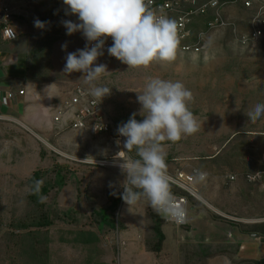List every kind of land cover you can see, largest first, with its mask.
I'll return each instance as SVG.
<instances>
[{
	"label": "rangeland",
	"instance_id": "374dc122",
	"mask_svg": "<svg viewBox=\"0 0 264 264\" xmlns=\"http://www.w3.org/2000/svg\"><path fill=\"white\" fill-rule=\"evenodd\" d=\"M65 11L62 0L28 6L19 31L22 38L0 45L7 52L0 67L17 66L22 55L31 66L14 89L17 92L23 85L30 101L15 114L18 120L0 119V264H43L34 259L31 230L19 229L43 214L53 225L39 229L43 240L35 255L44 258L47 249V264H259L264 259V117L252 120L247 112L253 103H264V34L250 38L252 11L229 4L221 13L230 27L211 31H205L207 18L195 17L191 43L197 44L196 37L203 34L200 50L184 52L178 45L171 62L129 69L100 57L97 64L106 65L108 72L97 83L111 92L102 101L89 98L103 107L102 121L110 126L106 134L94 132V120L77 131L65 121L55 122V114L66 108L74 89L89 87L83 73L64 72L67 54L88 44L80 32L66 34L62 21L78 20ZM37 19L46 22L44 29L34 26ZM4 74L0 68L1 80ZM154 77L180 81L191 90L188 107L199 124L196 133L164 143L168 176L206 173L202 181L195 178L197 199L171 185L172 193L187 196L190 202L188 223L177 228L163 217L167 240L160 254L154 252L151 222V212H156L147 199L132 205L144 209L145 220H134L125 212L129 206L119 197L125 176L118 165L123 161L116 158L118 152H127L117 128L139 112L138 93ZM3 113H8L6 108ZM124 158H136L135 150L124 153ZM56 165L64 167L61 175L67 180L42 199L43 210L29 200V179L41 170L43 185L57 182ZM117 198L121 205L115 214L108 213ZM99 212L110 218L112 227ZM133 221L141 226L140 233L127 241L135 231L129 226ZM81 231L95 232L100 243L92 247L75 242L74 233ZM247 240H254L257 247L250 252L258 262L240 258L249 250Z\"/></svg>",
	"mask_w": 264,
	"mask_h": 264
},
{
	"label": "clouds",
	"instance_id": "9594fccd",
	"mask_svg": "<svg viewBox=\"0 0 264 264\" xmlns=\"http://www.w3.org/2000/svg\"><path fill=\"white\" fill-rule=\"evenodd\" d=\"M62 2L66 6L65 14L75 15L78 20L62 21L66 34L71 36L80 32L92 45L86 44L83 49L69 52L64 66L66 74L83 73L82 79L89 85L84 94L100 101L110 95L111 88L97 83L108 72L107 67L96 63L104 54L109 37L112 44L107 53L128 65L129 69L146 67L157 61L171 62L176 58L179 44L176 21L148 8L145 0ZM34 26L44 29L46 22L37 19ZM191 100L192 92L182 82L150 78L137 96L141 105L139 112H134L118 126L117 133L125 138L123 147L127 149V152L116 154V158L123 161L118 166L125 176L124 190L119 197L129 208L144 197L158 214L177 219L183 214L171 192L164 143L178 142L198 131V121L188 107ZM137 115L143 119L137 120ZM247 116L252 120L264 117V103H253ZM116 143L121 142L117 140ZM133 150L136 158H124V153ZM205 176L206 173H197L201 181ZM36 188L39 190V182ZM111 194L117 195L115 192Z\"/></svg>",
	"mask_w": 264,
	"mask_h": 264
},
{
	"label": "built area",
	"instance_id": "2783aa9c",
	"mask_svg": "<svg viewBox=\"0 0 264 264\" xmlns=\"http://www.w3.org/2000/svg\"><path fill=\"white\" fill-rule=\"evenodd\" d=\"M28 3H41L42 0H25ZM148 8L159 15L167 16L174 19L178 26V40L181 50L190 52L193 50L199 51L202 42V35L196 37L199 41L197 44H192L195 34L191 29V24L195 17H205L207 22L205 31L217 30L220 28L230 27L228 18L221 13V8L227 7L229 4H241L246 10L252 11L253 15L249 22L250 38L252 40L261 38L264 34V0H145ZM21 17L15 13L13 8L6 3L5 0H0V38L6 41H15L18 39V33L14 28L13 22L16 18ZM112 44L111 37L107 38L103 49V57L105 60L113 62H121L115 57L107 53V48ZM91 47V44H88ZM192 46H196L193 48ZM100 56V57H102ZM99 57V58H100ZM3 58V53L0 51V62ZM97 59L96 63L100 59ZM1 68V67H0ZM85 89L78 86L74 89L73 94L65 103V109L59 110L55 114V122L63 123L64 121L73 130H85L88 128V123L94 120V132L106 134L109 132L110 126L102 121L103 107L94 99H90V95L84 94ZM16 92L12 90H4L0 79V97L3 99L4 106L8 107V102L14 100ZM19 96L24 95V90H19ZM1 119V118H0ZM112 126V124H111ZM198 171L193 172L194 175H187L183 172L178 173L171 178V185L194 195L191 186L195 183V178ZM175 203L183 209V214L177 219L166 216L167 221L177 227L185 226L187 223V207L188 198L183 195L172 193Z\"/></svg>",
	"mask_w": 264,
	"mask_h": 264
},
{
	"label": "crops",
	"instance_id": "0c3cea01",
	"mask_svg": "<svg viewBox=\"0 0 264 264\" xmlns=\"http://www.w3.org/2000/svg\"><path fill=\"white\" fill-rule=\"evenodd\" d=\"M5 1H6V3H8V5H10L13 8V10L15 11V13H17V14H19L21 16V17L17 18V21L14 20V22H13L14 28L16 29V31L18 33V39H20V38H22V36L19 33V31H21L20 28L23 25L22 22H24L26 20V16H24V10L28 6H38V5L42 4L43 0H42L41 3H38V4L28 3L25 0H5ZM0 40H1L0 41L1 42L0 43L1 46H5V45H8L9 43H14L15 41H17V40H15V41L9 42V41L2 40V39H0ZM0 51L3 53L2 60L3 61L6 60L7 59V52L4 51V50H0ZM1 68L4 70V73H5L4 74V78H2V80H1L2 87L6 91L7 90H12V91L16 92V90H14V89L18 86L17 81L20 78L24 80L23 75L25 74V71H27L26 70L27 69V60L22 55V56H19V58H18V64H17V66L8 67V68L1 67ZM19 90H24V95L23 96H19L18 95ZM16 93H17V95L15 96L14 100H12L11 102H8V107L4 106V103H3L4 101L0 97V118L1 119L2 118L3 119H5V118H13L15 120L16 119L14 117V116H16L15 114L16 113H21L23 111V108L25 109L26 103H28L30 101V96H27V92L25 91V87L23 85L22 86L21 85L19 86V89H18V91ZM4 108L7 109V112H8L7 114L3 113ZM11 116H13V117H11ZM16 120H18V119H16ZM196 181L197 180H195V183L191 186V189L193 191H195V193H194L195 195L194 196L191 195L190 197L193 196L192 198H194V199H197L199 197L198 194H196V190H194V188H195L194 185L196 184ZM178 195H180V194H178ZM185 197H187V196H185ZM117 199H119V198H117ZM120 205H121V202H120ZM189 206H190V202L188 203V207ZM131 207L129 208L128 211L126 210L125 212L126 213H129L130 216H133L134 220H141L142 221V220H145L146 219V212L144 211L143 208H141V207L139 208V206H136V207L135 206L134 207L131 206ZM195 208H196V206H195ZM195 208H192V211L193 212L196 211ZM153 214H155V215L157 214L158 217H161L162 220H163V217H164V219L167 220L166 216H162L161 214H158L157 212L156 213L151 212V220H152L151 222L152 223L154 221ZM133 222H132L133 224L129 222V224H130L129 226L133 227L135 231H134V233L131 234V236L130 235L127 236V238H129L127 241H131L137 235L136 233H140V230L138 228L141 227V226L138 225V223L136 224L135 221H133ZM138 222H140V221H138ZM187 223H188V220H187ZM187 223H186V225H187ZM172 225H174V224H172ZM185 226H183V227H185ZM144 229H145V227H144ZM141 232H143V231H141ZM164 236H165V234H164ZM245 238H247V237H245ZM245 238H242V239H245ZM154 239H155V235H154ZM166 240L167 239H166V236H165V240H164V242L162 244L161 249L160 250H155L154 251L155 253L160 254L162 252ZM248 241L249 240H247V242H246L248 244V246H249V250H248L249 252L247 251V253H249L251 255L243 252V253H240L239 256L242 259H250V260H253V262H258V260L254 258L252 252H250V250L255 249L257 246H254L255 245L254 244V240H251L250 242H248ZM255 252H253V253H255Z\"/></svg>",
	"mask_w": 264,
	"mask_h": 264
},
{
	"label": "trees",
	"instance_id": "16d2710c",
	"mask_svg": "<svg viewBox=\"0 0 264 264\" xmlns=\"http://www.w3.org/2000/svg\"><path fill=\"white\" fill-rule=\"evenodd\" d=\"M243 7V6H242ZM244 8V7H243ZM245 9V8H244ZM251 14L253 15V12H251ZM251 15V17H252ZM1 39V38H0ZM1 41V40H0ZM1 43V42H0ZM89 44V43H88ZM31 69L30 64H28L27 69L29 70ZM128 119H125V122ZM59 176V179H57V182L53 183V184H42L41 181L44 177V173L41 170H36L32 177L29 179V185L31 188V194L29 195V200L31 202H33L36 206H38L39 208L43 209L45 208V205L42 202V199L46 196L49 195V193L58 188V187H64L65 185V181L67 180V176H62L61 173L64 171V167L60 166V165H56L55 169H54ZM37 182H39V190H37L36 185ZM172 192V191H171ZM120 198L119 199H114L111 202L110 207L106 210L108 213L111 212L112 214H115V212L117 211L119 205H120ZM98 216L101 217V220L107 222L109 221V225L112 226L113 223L112 221H110V218L107 217L105 215L104 212H99L97 213ZM153 219H154V224H153V232L155 235V244H154V251L155 250H160L162 247V244L165 240V236L164 233L162 231V224H163V220L161 219V217H158V215L154 214L153 215ZM53 225V221L52 219L47 215V214H43L41 217H39L36 221H32L29 224L25 223V224H20L19 229L22 230H31L28 232L29 235H31V239L33 241V253H34V259L36 262H43V264H47L48 260L46 261V255L48 254L47 249H45V256L44 258L41 257L40 255H35V252L37 253V246L40 247V242L43 240L41 238H39L42 234V232L39 229H48L49 227H51ZM14 226V225H13ZM75 236H77V239L75 242L78 243H85L88 244L89 246H96L97 244L100 243L99 241V237L98 234H96L93 231H81V232H76L74 233ZM46 242H48V240H46ZM45 243L42 244V246H44ZM48 256V255H47ZM42 259V260H41ZM259 264H264V259L261 260L259 262Z\"/></svg>",
	"mask_w": 264,
	"mask_h": 264
}]
</instances>
